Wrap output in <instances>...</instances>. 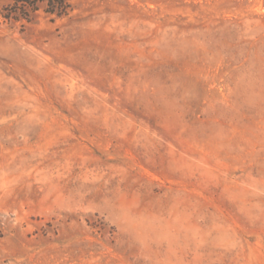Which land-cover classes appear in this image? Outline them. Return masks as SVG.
Segmentation results:
<instances>
[{
    "label": "rangeland",
    "instance_id": "374dc122",
    "mask_svg": "<svg viewBox=\"0 0 264 264\" xmlns=\"http://www.w3.org/2000/svg\"><path fill=\"white\" fill-rule=\"evenodd\" d=\"M64 2L0 0V264H264V0Z\"/></svg>",
    "mask_w": 264,
    "mask_h": 264
},
{
    "label": "trees",
    "instance_id": "16d2710c",
    "mask_svg": "<svg viewBox=\"0 0 264 264\" xmlns=\"http://www.w3.org/2000/svg\"><path fill=\"white\" fill-rule=\"evenodd\" d=\"M18 2H22V4L24 5V6H27V5H32V6H34L35 7V5H36V0H18ZM56 1H53L52 0V3L50 4V7H54L52 10H50V11H57L56 9L57 8H59V7H61L62 9L65 7L66 8V2H64V0L63 1H59V2H57V4L55 3Z\"/></svg>",
    "mask_w": 264,
    "mask_h": 264
}]
</instances>
